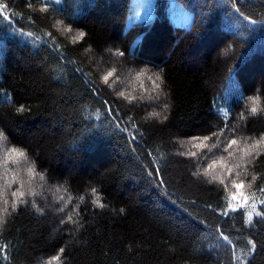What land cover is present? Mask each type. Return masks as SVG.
Wrapping results in <instances>:
<instances>
[{"label": "trees", "instance_id": "obj_1", "mask_svg": "<svg viewBox=\"0 0 264 264\" xmlns=\"http://www.w3.org/2000/svg\"><path fill=\"white\" fill-rule=\"evenodd\" d=\"M170 1L189 27L171 21ZM131 4L61 0L40 12L41 0H0V264H264V217L248 222L231 200L243 180L246 204L264 212V142L253 147L264 137V24L243 18L264 20V0H155L154 17L127 29ZM244 97L259 98L256 114ZM103 100L143 135L115 128ZM213 163L227 188L203 175Z\"/></svg>", "mask_w": 264, "mask_h": 264}, {"label": "snow or ice", "instance_id": "obj_2", "mask_svg": "<svg viewBox=\"0 0 264 264\" xmlns=\"http://www.w3.org/2000/svg\"><path fill=\"white\" fill-rule=\"evenodd\" d=\"M33 2L34 0H25V3L27 5L28 8H32L33 6ZM233 2H238V0H233ZM41 3H42V7L39 9L40 12H47L49 7L50 6H53V5H59L61 3V0H41ZM5 8L7 7V5L4 6ZM3 9L0 8V12H2ZM241 15L243 16V14L241 13ZM3 17H0V19H2ZM246 21H248L251 25H256V24H264V20H257V19H253L251 18L250 16H244L243 17ZM58 23L62 24L63 21H58ZM64 31L66 32H71L72 29L71 27H68V28H65ZM29 35L31 36L32 33H29ZM47 35L50 37V39L52 40H55V37L52 35L51 32H48ZM85 34L83 32H80L78 34L77 37L74 38V40H79V39H82L83 36ZM111 51V50H110ZM118 56L120 57H124L125 56V52L124 51H120V50H117V53ZM225 54H227V52H225ZM65 59H67L65 57ZM70 63H74V61H69ZM76 71H82L81 69L77 68ZM115 71L116 69L113 68L111 71H108L106 74H104L101 78L103 80V82L105 84H108L109 82V79L111 77L114 76L115 74ZM231 69H229V79L231 78ZM157 79L159 80L160 79V76L157 74ZM157 87H159V85H157ZM91 91L93 93V95L95 96H100L101 95V90L95 85V83L93 82L92 84V88H91ZM119 96H124V93L123 92H119L118 93ZM7 98L5 97V102H6ZM250 101L252 106L250 109H248L247 107V103ZM242 104L245 105V110H248L250 111V114H256L258 109L256 107V105L259 103V98L258 97H244L241 99L240 101ZM102 105L104 106V109H105V112L106 114L108 115V117L111 119V122L112 124L114 125L115 128L119 129L120 131L122 132H125L127 133L130 129H131V132H132V135L130 137L131 141L132 142H135L136 141V137L137 136H142L143 134L140 132V129L138 126L135 125V120L132 118V117H129L128 118V123L127 124H123L122 121H123V117H119V116H114L113 115V112L115 111V109L113 108V106L107 101V100H103L102 102ZM17 111H20V112H23L25 111V108L24 106H21L17 109ZM217 111H219V109H217ZM151 116H158L159 114L158 113H151L150 114ZM225 117H228V114L225 113ZM229 119H232L231 117H228ZM239 120L241 121H244L247 119V117L243 114V112H241L239 114V116L237 117ZM224 128L226 129H229V131L235 133L236 132V127L233 126L232 128H229V125L227 123L224 124ZM4 132L3 131H0V137H4ZM213 136H216L217 135V132H213L212 133ZM196 139H200L199 137H196ZM204 140H208L210 139V137H204L203 138ZM264 142V137L261 138L260 141H256L255 144L253 145V147H255L257 144H260ZM237 144V140L235 138L231 139L230 143L228 144V147L231 148L232 145H236ZM201 146H204L202 143L197 145V147H201ZM13 151H17V149H13ZM249 155H251V153H248ZM19 155L23 156L24 155V152L23 151H19ZM191 156H196V153L195 152H192L190 153ZM155 159V157L153 158ZM216 167L215 163L211 164L208 166V169L203 173V175L205 176H209L211 175V180L212 181H215V180H219L220 184L224 185L225 188L228 187V185H226L224 183V180L220 178L219 175H212V170ZM237 168L239 167V165L236 166ZM29 171H31V169H29ZM156 172H159V169H155ZM229 176L232 175V170L229 169V172H228ZM193 175H196V173H193ZM237 176H239V173H237ZM41 179H43V177H41ZM211 182V181H210ZM231 186L237 190H241L244 188V182L243 180H240L239 182H236L235 180H233L231 182ZM262 192H264V189H261ZM92 192L95 193L96 192V189L93 188L92 189ZM13 195H16L15 193H13ZM21 196L24 195L23 192L20 193ZM239 199H242L245 201V203H247V201L249 200V197L245 196L243 191H240L239 192ZM231 200L233 201H237L239 202L238 200V196L235 192L232 193L231 195ZM95 203L97 204L98 207H104V205L102 203H99V197L97 196L96 198V201ZM260 206L264 207V199H261L260 202H259ZM253 210H256L257 209V204L256 203H252L249 205ZM16 205L13 204V208L15 209ZM6 211V209H5ZM42 211V209L40 210ZM61 211H63V209H61ZM121 211H123V209H121ZM231 211H237V209L233 208L231 209ZM256 214L258 216H262L264 217V212H261V211H257ZM221 215H224V216H227L228 215V212H222ZM249 216V220H251V217H252V213L250 212L248 214ZM68 220H72V217L69 215L68 216ZM61 223H65L64 219L61 218L60 220ZM4 223V219H3V216H0V225H2ZM216 239L217 240H223L224 242H226L227 246H229L230 248H232L233 250L235 249V244H233V242L229 239L228 235H225L224 232L221 230V229H217V236H216ZM250 245H251V251H255V242L254 241H250L249 242ZM6 247V246H5ZM5 249L4 247H0V252H3ZM64 252V249L61 248L59 249V253L62 254ZM237 259H239L237 257ZM60 260V255H56L55 257L52 258V260L46 262V264H52V261H59Z\"/></svg>", "mask_w": 264, "mask_h": 264}, {"label": "rangeland", "instance_id": "obj_3", "mask_svg": "<svg viewBox=\"0 0 264 264\" xmlns=\"http://www.w3.org/2000/svg\"><path fill=\"white\" fill-rule=\"evenodd\" d=\"M154 2L155 0H132L131 14L127 18L126 28L128 29L137 23H143L151 20L154 17ZM168 15L171 21L177 25L189 27L192 22V15L187 12L184 7L176 1H170ZM234 175L236 176V173H234ZM240 191H243V189H236L235 193L238 196L239 202L233 201L234 206L237 208H244L248 214L251 212L252 220L253 216L256 215L257 210H253L249 205L245 203L244 200L239 199ZM248 214L246 217L247 221L250 222L251 220H249Z\"/></svg>", "mask_w": 264, "mask_h": 264}]
</instances>
